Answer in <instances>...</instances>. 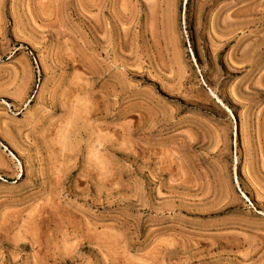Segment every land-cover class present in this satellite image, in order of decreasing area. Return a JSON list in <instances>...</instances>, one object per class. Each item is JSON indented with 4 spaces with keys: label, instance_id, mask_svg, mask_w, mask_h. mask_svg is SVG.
I'll return each instance as SVG.
<instances>
[{
    "label": "rangeland",
    "instance_id": "374dc122",
    "mask_svg": "<svg viewBox=\"0 0 264 264\" xmlns=\"http://www.w3.org/2000/svg\"><path fill=\"white\" fill-rule=\"evenodd\" d=\"M0 264H264V0H0Z\"/></svg>",
    "mask_w": 264,
    "mask_h": 264
}]
</instances>
